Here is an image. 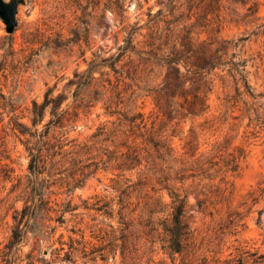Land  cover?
Returning a JSON list of instances; mask_svg holds the SVG:
<instances>
[{"label":"rangeland","instance_id":"1","mask_svg":"<svg viewBox=\"0 0 264 264\" xmlns=\"http://www.w3.org/2000/svg\"><path fill=\"white\" fill-rule=\"evenodd\" d=\"M217 19L199 0H24L12 34L0 17V249L9 242L17 212L26 200L33 199L48 203L52 211L38 218L36 232H29L19 247L22 264H27L30 253L34 264H238L239 259L254 264L255 258L264 256V226L256 222L264 201L252 210L243 205L247 193L264 181V136L244 137L264 120V0H260L257 16L239 19V25L227 22L218 32ZM164 21L173 23L169 27L174 26L180 35L178 50L188 35L185 25L198 23L199 36H191L198 47H206L204 42L212 43L213 50L223 45L227 61L244 64L243 74L256 96L251 100L250 119L233 120L240 112L228 117L225 124L217 119H222L218 97H224L217 76L213 77L211 108L198 116L186 114L180 107L182 97L162 91L174 68L187 74L186 60L164 68L160 65L159 44L164 43L168 28ZM136 29L134 43L141 54L132 53V63L121 69L124 84L119 111L141 113L157 137L155 143L163 138L170 141L174 159L208 156L227 134L234 138L230 150L243 147L247 153L235 173L220 162L207 172L199 166L179 175L177 186L186 196L190 226L181 255L162 249L159 184L150 180L142 185V174L153 159L149 155H157L155 146L145 145L135 129L117 144L105 135L93 137L105 122L117 117H107L104 103L96 102L100 97L96 85L80 92L69 85L76 72L87 70L95 55L101 59L118 54L127 33ZM159 36L163 37L160 41ZM151 37L156 38L155 47L149 46ZM125 61H130L129 54L122 64ZM104 72L107 75L102 80H115L116 73L109 68ZM49 89L53 96L65 97L62 108L70 107V116H79L68 133L63 134L66 128L51 130L57 146L63 142L67 146L47 161L43 175L35 179L25 145L32 138L14 128V121L33 129V102L42 103ZM49 119L48 112L44 122ZM130 147L140 154L132 150L127 159ZM157 161L160 179L163 165ZM160 193L164 202L170 201L166 192ZM240 215L245 218L239 226L228 224ZM117 238L118 245L120 240L128 241L129 259H123L121 248L112 255ZM70 247L78 250L76 258L62 260Z\"/></svg>","mask_w":264,"mask_h":264},{"label":"trees","instance_id":"2","mask_svg":"<svg viewBox=\"0 0 264 264\" xmlns=\"http://www.w3.org/2000/svg\"><path fill=\"white\" fill-rule=\"evenodd\" d=\"M199 3H203L206 6L207 12L212 15L215 14L218 18V27L216 29L218 32H220L222 26L227 22L239 25L241 23L238 21L239 19L244 20L256 17L260 6V0H199ZM120 8H123V6ZM196 8H199V6ZM240 9L244 11L240 12ZM227 13L231 20L226 19ZM164 22H167L168 28L164 36V43L161 41L159 44L160 65L164 68L175 64H181L186 60L187 74H181L179 69L174 68L168 73L162 91L171 97H182L184 101L179 104L180 107L186 114L198 116L206 113L211 108L210 96L215 89L213 77L217 76L222 82L224 92V97H218L221 100L222 111L220 115L222 119L219 116L217 119L225 124L224 121L228 117H232L236 112H240V116L232 118L233 120L250 119V114L254 109L252 101L256 100V96L253 94L243 74L242 66H244V64L227 61V53L223 45L213 50L211 49L212 43L204 42L207 45L206 47H198L197 42H193L194 40L191 39L192 35L196 34L199 36V33H196L198 23L185 25L184 29L188 30V35L182 38L183 48L178 50L176 42L181 39L179 37L180 35L176 32L174 26L171 28L169 27L173 23L169 21ZM209 23L211 22L209 21ZM135 32H137V29L127 33L123 44L118 48V54L101 59L98 55H95L96 59L89 63L87 70L84 72H76L74 79L69 82V85L76 86V92L90 89L92 86L96 85L98 93L100 94L96 102L104 103L105 115L107 117H117L115 121L109 120L105 122L106 124L103 125L102 129L94 134L93 137L105 135L113 138L116 143L117 140L127 139V137H129L128 133L135 129L140 131V136L143 138L145 145L152 144L155 146L158 157L157 155H149V158L153 159L146 167V171L142 174L145 183H141L142 185H147V183H151V181L154 180L159 184V236L162 238L161 240L163 242L162 249L170 255H181L185 252L187 247L190 226L186 219V196L182 188L177 186V181L181 180L179 175L190 168L199 166L202 168L201 170H203V172H207L220 162L226 163L229 166V170L235 173L240 170V163L246 158L247 153L243 147H235L230 150L234 138L227 134L224 141L218 142L213 147L212 153L208 156L201 154L198 157L192 155L190 158L174 159V150L170 141L167 138H163L158 140V143H155L157 137L153 131L147 128L141 113L135 114L132 112L133 109H126L124 113L119 111V100L122 95L124 84V81H122L123 72H121V69L123 71L126 65L132 63V53L138 54L139 56L141 54V51L137 49L134 43ZM162 38V36H159V41L162 40ZM151 40L149 46L155 47L156 38L151 37ZM190 53L191 56H188ZM128 54L130 61H125L124 64H122V60L126 58ZM224 67L228 69L225 74H221L225 71ZM107 68L116 73L115 80H112V78L102 80L103 76L107 75V73L104 72ZM134 72L133 69L129 71L128 74H133ZM96 74H99L100 77H96ZM189 84L191 86H189ZM203 86L205 90H202ZM64 101L65 97L63 95L53 96V89H49L42 103L33 102L31 109L33 129L30 128L29 130L21 123L14 121V128L17 127L22 135L29 134L32 138L31 140H35H28L25 143L30 156L29 171L35 179L43 175V168L47 161L60 154V151L63 152L67 146L63 141L61 146H57L53 136L50 134L51 130L66 128L65 133H63L66 134L71 129V127H69L70 124L78 120L79 115L70 116V107L67 109L62 108ZM48 112L50 114V119L44 122ZM138 119H141L140 123H137ZM257 120L259 121V119ZM40 125H42V129L39 131L38 127ZM262 135L264 136V120L259 124L255 132H250V134L244 137L248 140L260 138ZM132 150L135 155L140 154L138 153L139 151L130 147L129 153H127L128 155L126 156L127 159H131L130 151ZM137 158L138 156L134 157L132 160H137ZM157 159H160L162 161L161 165H163L160 179L159 162ZM138 164L141 165V163ZM206 165L209 167L208 169H204ZM173 175H177V177L173 178ZM162 191L168 194L170 198L169 202L163 201L164 196L160 193ZM246 197V201L243 205L248 206L249 210H252L256 205L264 201V181L258 184L256 188L249 191ZM51 211L52 208L48 203L43 204L42 201L35 202L33 199L25 201L22 211L17 212L14 217L15 225L9 242L3 249H0V264H22L24 262L19 256V253H22L19 247L29 232H36L34 231V223L37 222L38 218L42 217L44 214H49ZM244 218L245 217L240 215L236 220H233V222L229 219L228 224L230 225L232 223L233 227L239 226V223H241ZM31 222H33L32 225H30ZM256 222L258 225L264 226V208L258 210ZM118 240L119 238L113 242L114 246L111 249L112 255L115 256L117 250L121 248L123 259H129L128 241H126L125 238V240H120L121 244L118 245ZM104 250V247L98 249L99 252ZM76 252H78L77 249L70 247V250L65 252V257L62 260H74L77 256ZM252 256H255V254ZM26 258L28 259L27 264H34L31 253L28 254ZM92 260L95 261V259ZM253 263L264 264V256L261 255L255 258ZM238 264H244V262L239 259Z\"/></svg>","mask_w":264,"mask_h":264},{"label":"water","instance_id":"3","mask_svg":"<svg viewBox=\"0 0 264 264\" xmlns=\"http://www.w3.org/2000/svg\"><path fill=\"white\" fill-rule=\"evenodd\" d=\"M23 2L24 0H11L10 2L0 0V17L6 24V31L8 34H12L18 25V8Z\"/></svg>","mask_w":264,"mask_h":264}]
</instances>
